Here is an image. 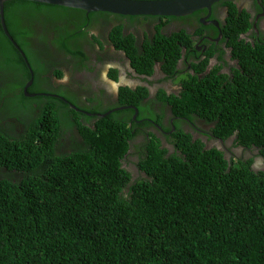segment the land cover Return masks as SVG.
<instances>
[{"label": "trees", "instance_id": "16d2710c", "mask_svg": "<svg viewBox=\"0 0 264 264\" xmlns=\"http://www.w3.org/2000/svg\"><path fill=\"white\" fill-rule=\"evenodd\" d=\"M224 4L234 8L231 1ZM235 12L227 19L231 30L238 21ZM108 14L30 1L5 4L7 29L30 68L0 18V264H264V170L253 169L254 159L235 157L230 163L222 151L193 141L179 122L171 141L175 153L163 148L158 128L137 146L140 131L132 120L137 110L98 117L111 111L104 102L89 109L77 94L51 82L50 72L62 79L63 67L93 70L82 41ZM92 40L102 46L100 37ZM132 40L120 26L111 34L140 72L150 74L149 59L156 57L165 72L175 69L179 50L171 44L176 41L161 37V45H149L142 54ZM245 46L247 61L253 48ZM260 54L256 68L244 63L258 75L242 77L233 89L217 82L216 73L203 80L202 89L192 78L195 86L189 85L177 103L189 105L182 117L213 121L218 138L236 135L237 145L264 158ZM32 78L28 92L38 95L31 98L24 90ZM120 91L114 108L139 106L140 95ZM57 93L59 98L53 97ZM205 94L220 101L208 102ZM88 102L96 103L91 94ZM73 104L95 116L79 113ZM132 142L130 157H139L144 173L134 181L127 169L130 157L125 158Z\"/></svg>", "mask_w": 264, "mask_h": 264}, {"label": "flooded vegetation", "instance_id": "af4514ba", "mask_svg": "<svg viewBox=\"0 0 264 264\" xmlns=\"http://www.w3.org/2000/svg\"><path fill=\"white\" fill-rule=\"evenodd\" d=\"M226 1H231L235 9L224 4ZM233 10L236 11L234 17H237L238 21L233 24L231 30V24L227 23V19ZM148 18H152V22H149ZM97 24L98 26L93 29L88 28V41H82L84 49L91 56L89 68L93 67V70H68L61 67L64 70L62 79H56L50 72L51 75L49 74L48 77H51V82L55 83L56 89L66 87L69 92L77 94L83 102H86L89 109L104 102V105L109 106L108 109L111 110L118 108L114 107L120 102L118 97L121 88L129 89L136 93L134 95L141 96L137 99L139 106H126L128 107L126 109L137 110V114L132 119L138 126L135 131H140L137 135V139H140L137 141V146H142L141 141L149 140V133L155 132L154 129L158 128L157 135L163 148L168 150V155L175 153L176 149L171 141L172 134L177 130L176 124L179 122L180 128L189 134L193 141H201L206 149L215 148L222 151L230 163L232 159L235 161V157L254 159L253 169L264 170V158L259 156L256 150L237 145L236 135L226 140L218 138L212 132L216 127L213 121L209 122L199 115H194L196 117L193 116L191 119L182 117L181 110L189 109V105L177 103L178 99H183V94L188 91L189 85L195 86L192 78H197V89H202L203 80L213 79V74L216 73V76L220 77L217 82L224 81L223 85L228 84L233 89L242 77L259 74V72L253 73V69L248 68L244 63L249 62L256 68L262 61L259 58L260 51L264 54V0H224L213 5L211 10L204 9L186 17H173L171 20L158 16L118 15L117 17L108 14ZM101 24L106 25L104 29H100ZM119 26L126 38H133L131 43L136 53L142 51V54H145L149 45H154V47L161 45L158 40L161 37H166L170 43L176 41L177 45L171 44L172 49L179 50L175 69L167 71L168 73L165 72L163 62L156 57L149 59L154 63L153 71H148L150 74L140 72L127 52L117 49L111 41L113 30ZM175 34L177 37L174 36ZM93 35L100 37L102 46L94 43ZM249 44L253 49L256 48L258 59L254 55V50L250 48L246 61L247 48L245 45ZM241 45L244 47L238 49ZM54 57L49 60H53ZM64 57L65 60L68 59L66 54ZM74 66L73 63L72 68ZM113 70L117 71L115 78L112 77ZM89 94L95 98L96 103L88 102ZM124 95L127 94L124 93ZM204 96L208 102L220 101V97L214 100L213 96L206 94ZM53 97L59 98V94H53ZM123 99L126 97L123 96ZM82 107H77L79 113L86 111L84 106ZM123 108L122 105L118 109L119 111L126 110ZM141 109L147 110V117L140 115L139 110ZM14 122L18 131H24L21 123L15 120ZM145 123L148 125L143 126ZM132 145L133 142L125 158L133 153L134 146ZM130 160L127 165L128 171H130V165L132 166L136 161L133 169L134 181L144 173L137 166L139 161L137 155L131 156ZM256 163L259 164L255 166Z\"/></svg>", "mask_w": 264, "mask_h": 264}, {"label": "water", "instance_id": "95a60500", "mask_svg": "<svg viewBox=\"0 0 264 264\" xmlns=\"http://www.w3.org/2000/svg\"><path fill=\"white\" fill-rule=\"evenodd\" d=\"M10 1H30L41 4L55 5L65 8L79 9L90 13H110L121 16H158V17H186L195 12L207 9L224 0H0V18L4 34L9 41L19 50L29 68L26 54L20 49L7 29L5 21V4ZM33 75V71L31 70ZM33 84V78L27 84L24 93L27 97H35L38 94H30L28 89ZM72 108L77 110L75 106ZM125 107L123 109H126ZM119 110V109H116ZM111 112L101 117H106ZM91 115V114H90Z\"/></svg>", "mask_w": 264, "mask_h": 264}, {"label": "clouds", "instance_id": "9594fccd", "mask_svg": "<svg viewBox=\"0 0 264 264\" xmlns=\"http://www.w3.org/2000/svg\"><path fill=\"white\" fill-rule=\"evenodd\" d=\"M163 18V17H162ZM165 18H170V17H165ZM175 18V17H174ZM181 18V17H180ZM125 108V107H124ZM76 111H79L78 109L76 110ZM115 111H119V110H111V111H109V112H111V113H113V112H115ZM82 113H84L85 115H87V116H93V115H95V114H93V113H90V112H88V111H84V112H82ZM108 113V112H107ZM106 113V114H107ZM110 113V114H111ZM91 114V115H90ZM109 114V115H110ZM100 115H105V114H96V116H98V117H101ZM104 118V117H103Z\"/></svg>", "mask_w": 264, "mask_h": 264}, {"label": "rangeland", "instance_id": "374dc122", "mask_svg": "<svg viewBox=\"0 0 264 264\" xmlns=\"http://www.w3.org/2000/svg\"><path fill=\"white\" fill-rule=\"evenodd\" d=\"M132 160H133V159H132ZM130 161H131V160H130ZM135 162H136V161L133 162V165H132V166L130 165V171H129V172L132 173L133 179H135V173H134V170H133V169H134V166H135ZM258 164H259V163H256V166H257Z\"/></svg>", "mask_w": 264, "mask_h": 264}, {"label": "crops", "instance_id": "0c3cea01", "mask_svg": "<svg viewBox=\"0 0 264 264\" xmlns=\"http://www.w3.org/2000/svg\"><path fill=\"white\" fill-rule=\"evenodd\" d=\"M62 99H65V98H62ZM73 106H75V105L73 104ZM71 108H72V107H71ZM75 108L78 109L77 106H75ZM72 109H74V108H72ZM74 110H75V109H74Z\"/></svg>", "mask_w": 264, "mask_h": 264}]
</instances>
